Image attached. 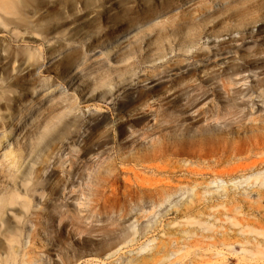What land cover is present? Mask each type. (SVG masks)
<instances>
[{"label": "rangeland", "instance_id": "374dc122", "mask_svg": "<svg viewBox=\"0 0 264 264\" xmlns=\"http://www.w3.org/2000/svg\"><path fill=\"white\" fill-rule=\"evenodd\" d=\"M56 1L26 0L16 16L0 12V84L41 93V110L6 144L15 161L22 155L19 169L0 160V193L12 175L19 183L37 171L40 183L25 219L19 209L3 211L0 264L8 233L20 239L15 264H264L253 256L264 254V182L241 183L264 173V146H245L255 133L239 129L264 124V0H71L64 7ZM123 4L135 7L138 26L115 24L112 15ZM104 7L108 15L96 21ZM23 17L30 28L4 32V21ZM227 52L246 61L225 91L219 81L234 73L220 55ZM69 53L74 64L65 74L76 86L62 80ZM125 54L131 60L121 63ZM196 62L221 65L214 80L199 75L198 82L215 84L213 95L204 90L206 101L195 109L177 93L164 95L130 116L133 87L143 93L163 71L172 83ZM129 63L133 74L119 77L114 69ZM106 78L114 88H102ZM58 85L68 98L57 96ZM237 100L246 103L243 123L223 117L239 111L229 106ZM221 106L223 119H211L208 111Z\"/></svg>", "mask_w": 264, "mask_h": 264}, {"label": "bare ground", "instance_id": "6f19581e", "mask_svg": "<svg viewBox=\"0 0 264 264\" xmlns=\"http://www.w3.org/2000/svg\"><path fill=\"white\" fill-rule=\"evenodd\" d=\"M25 1L26 0H0V12L4 13L6 15L16 16L18 13H15V11H17V12H19L20 10L22 11L24 8V5H25L24 4ZM149 1L150 0H143L142 2L147 3ZM188 2H189V0H188ZM56 3H57V5L64 7V6L70 5L71 0H57ZM130 7L125 6V4H123V6H119L120 10L117 9L119 12L117 11L116 15L115 14L112 15V18H114L115 24L120 23V22L130 23L127 26L128 28L136 27L139 25L138 21H134L136 19V13L133 10L135 7L134 8L133 7L130 8ZM115 9H116V7H115ZM99 10H101V12H99V14L93 13L95 15L92 16L93 18H95L96 21L100 20V19L102 20L104 12L106 14L105 7H104V10H102V9H99ZM112 10L114 11V9H112ZM161 13H162V11L159 12L158 15ZM106 15H108V14H106ZM106 15H104V17ZM110 18H111V16H110ZM17 19L15 18V19H10V20L4 21L2 26L7 28V29H5L4 32H6V33H8V35H10V33L14 34L13 30H18V29L23 28V27H27V29L30 28L28 26L30 21L27 22L25 17L17 18ZM108 20H110V19H108ZM112 21H113V19H112ZM10 38H12V36L9 37V40H10ZM15 40L18 41V38H16ZM19 42H21V40H19ZM2 43H3V41H2ZM7 44H8V41L6 42V45ZM66 47L70 48V46H68V45ZM71 50L72 49L68 50V52H71ZM4 53L8 54L7 51H4ZM160 53L161 52H159L158 55ZM183 53L187 54V56L191 55V52H188V51L184 52V50H183ZM165 54L166 53H164V55ZM68 55H69V57H65V59L67 58V61H66L67 69L64 71V74L67 73V71L72 70V65L74 64V61H73L74 59H71L70 53ZM211 55H212V57L215 56L214 53H212ZM220 55L222 57L223 56L229 57V58H227V60H225L227 66H229V65H231V67L234 66L232 68L230 67L231 70L234 71L233 74L231 73L232 76L227 77V79L225 77L226 81H224V80L219 81L220 83H222L221 84L222 88L225 91H227L228 87H230L233 84V82H231L232 78L233 77H240L242 75L243 69H244V64L246 61V57H244V55H242L238 52H236L234 54L231 52H227L226 54L222 53ZM154 57H156V56H154ZM34 58H35L34 55L33 56L29 55V57H28V59H34ZM162 58H166V57H162ZM129 60H131L130 54H125L121 57V63H125ZM156 61H157V59H156ZM185 61H187V60H185ZM197 63L198 62H196L195 65H189L190 63L189 64L186 63L187 65L185 64L186 66L183 67L182 70H180V74H182L183 76L180 79H178L177 81H173L172 83L169 79V76H167L166 73L163 71L162 73H158L155 77H153L152 80L146 81V82H149L148 85L154 84V86L153 87H148V86L144 87L143 93H139L141 91L139 88L133 87L132 93L129 94L128 95L129 97H127V99H126L127 109H128V113L130 114V116L134 117L138 112L145 111L146 109H148V110L151 109L152 106L156 102L161 100L164 95H167L168 97H173L174 95H176V93L178 94V96L182 97L181 101L182 102L185 101L186 105H188V107L191 105H196V106H194V108L196 109L197 106L202 104L209 97L206 94V91L204 92V90L206 88H209L208 90L211 92V93L208 92L209 95H213L215 92L214 82H211V83L210 82H205V83L198 82V81H201L199 79V75L203 74L204 77H209L212 80H214L216 78V76L218 75V74H216V72L220 71L219 67L221 66V65H217V66H209L208 67L203 63H199V64H197ZM222 64H224V63H222ZM247 66H248V64H247ZM133 67H134L133 64L129 63L128 65L124 66L123 68L119 67V68H115L114 70L118 73V76L120 77V76H124L125 74H130V73L133 74V72H134ZM151 67H153V66H151ZM244 72H246V70H244ZM70 74H71V72L68 74H65L64 77L62 78V80H69L73 86H76L78 81H76L75 78L71 79L69 77ZM220 78L223 79V77H220ZM47 86H49V85L48 84L44 85V87H47ZM11 87H12L11 85L4 86V85L0 84V101H2L3 104H5V106H4L5 109L4 110L0 109V149H1L0 153L3 152L2 154H0V160L10 161L11 162L10 165L14 169H19L20 161L23 160V157H22V155H20L19 159L17 161H15L12 153L8 151V148H9V146H7L8 141L12 137L18 136L19 133L24 132L30 126V121H32L34 119L36 113H38L41 110L39 102L36 101V99H39V97L41 96V93L38 92L37 88L34 86H32L31 89H28L27 87H22L19 91L15 90ZM112 87H113L112 80L109 78H106L102 84V88L110 89ZM48 89H50V88H48ZM77 89L84 91L83 87H77ZM24 91H29V93H30L29 97H31L30 99L24 98V96L22 94ZM56 91H57L56 92L57 96H60L63 99L69 97L68 91L64 87H61L60 85H58V90H56ZM92 92H94V90H92ZM74 94H77V92L74 91ZM74 96H76V95H74ZM74 96L71 97V99L75 98ZM238 100L232 101L231 104H229V106H231V107H233L239 111L228 112L227 115H223V117L229 116L233 119H236V121L238 123H243L246 120L247 116L245 114H242V111H240L241 110L240 106H245L246 103L238 102ZM18 103H20V104L23 103V104H25V106H22V108L20 110H18L17 113H14L13 110L17 106ZM262 103L264 104V101H262ZM254 105L255 104H252V110L254 108ZM74 107H75V105L73 104L72 107L67 108L69 110V113H71L74 110ZM188 107H187V109H188ZM192 110H193V108H192ZM195 112H193V113H195ZM208 112L210 113L211 119H214V118L216 120L223 119V117H221V114L223 112L222 106L216 107L215 110L213 107L212 111H208ZM228 120H229V118H228ZM239 129H241L243 132L245 131V132H249L252 134L255 133V135L252 137V141L249 140L250 143L245 144V146H264V133L261 131V130H264V124L263 125H260V124L259 125L258 124L247 125V124L243 123L242 125L239 126ZM43 134L44 133H39V137H38V134H36L35 139L37 138V141L41 142L44 138ZM210 143H212V142H210ZM206 144H208V143H206ZM213 144H214V146H222V141L220 139L214 138ZM153 146H158V145L153 144ZM159 146H164L162 148L164 151L166 149L168 150V148L165 147L166 144H164L163 142H161ZM197 146L204 147V146H210V145H205L204 143L200 142V144ZM171 152H173V151L171 150ZM175 153L178 154L179 156L183 155V153L181 151H177ZM200 153L201 152L199 151L195 154H197V156H198ZM11 177H12L11 184L6 186L4 191H2L0 193V222H3V217L5 215V213L3 211L6 209H19V211L23 214V217L25 219V217L27 216V214L30 212V210L32 208V205H31L32 200L34 199L35 195L38 194V189H39L40 183H39V175H38L37 171H30L29 176L27 178H19V179H21L19 181V183L17 180L18 177L14 176V175H12ZM251 180L253 182L259 181L260 183H263L264 182V173H262V174L260 173L259 175H255L254 177L247 178L241 183H248ZM139 190H143V189H139ZM139 190H137V191H139ZM147 192H149V191H147ZM134 194H135V190L132 189L130 195L132 196ZM168 197L169 196H167L166 198H168ZM56 214H59V213H56ZM13 216L15 218H18L16 215H13ZM54 219H56V216H54V214H53V216L51 217L52 223L54 222ZM19 224H20V222H19ZM39 228L44 233L47 230V227L43 224H41V226ZM19 240H20L19 236H17L14 233H8V235H4V242H6L7 253H6V258L2 261V264H15L17 262V251L15 248V244L19 243ZM263 255H264L263 253H259V254H254L253 256L259 257V258H264V257H262ZM64 264H66V260L64 261Z\"/></svg>", "mask_w": 264, "mask_h": 264}]
</instances>
